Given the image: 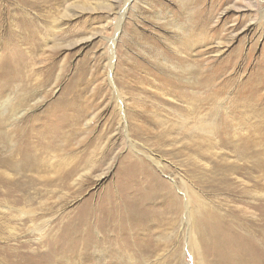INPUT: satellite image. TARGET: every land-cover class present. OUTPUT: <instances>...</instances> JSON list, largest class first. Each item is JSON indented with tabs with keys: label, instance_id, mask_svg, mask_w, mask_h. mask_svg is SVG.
<instances>
[{
	"label": "rangeland",
	"instance_id": "374dc122",
	"mask_svg": "<svg viewBox=\"0 0 264 264\" xmlns=\"http://www.w3.org/2000/svg\"><path fill=\"white\" fill-rule=\"evenodd\" d=\"M28 1L32 3L0 0V38H36L20 47L25 61L28 65L31 63L26 70L30 78L27 85L29 88L32 82L30 85L34 87L29 91L34 94L30 93V99L19 104L23 113H20L18 123L24 125L31 118L47 116L59 103L73 98V107L84 112L75 113L77 118L73 119L77 125L72 127L75 132L67 130L65 142H60L68 152L61 160L81 154L89 145L87 157L93 160L94 169L88 172L84 185L80 180L71 181L68 189L72 187L75 191L82 187L79 194L55 191L42 194L41 199L37 197L34 205L18 206L28 214L26 219H33L26 223L14 219L11 225L16 230L13 234L1 230L0 249L25 252L23 259L32 255L31 251L41 255L47 252L49 247L45 242L55 237V233L59 234L62 226L72 222L80 213L87 218L95 217L99 201L108 188L115 185L116 189L118 173L129 163L126 162L128 159L146 164L152 171V178L167 184L166 187H171L175 194H244L245 189L249 194H264V189L255 184L263 183L261 171L254 166V158L264 159L261 154L249 156L252 160L248 158V166L254 168L253 171L247 169L234 173L227 184L219 186V193L208 188V181H205V187L201 185L212 173L188 176L183 164L186 156L173 158L171 154L192 145L193 139L186 132L177 134L176 118L170 110H174L181 100L178 101L180 98L167 87H162L168 79L175 78L185 90L186 84L193 85L205 79L208 82L199 90L201 94L211 92V84L222 89L215 99L225 107L218 111L220 127L228 125V130L232 131L231 122H236L235 119L248 110L256 111L247 120L249 126H256L260 112L264 110V0ZM21 21L24 26L19 28ZM32 64L34 67L30 68ZM194 90L189 88L186 92ZM250 91L252 96L246 99ZM188 102L182 100L184 105ZM214 103L205 105L204 112L209 111ZM237 107L241 108L238 112ZM228 112H231L229 117ZM6 115L0 120L3 121ZM250 131L243 134L253 139L257 133ZM243 134L239 136L245 138ZM227 136H232L231 132ZM213 152L228 162L236 161L229 148L220 147ZM209 162L204 158L200 165L209 170L212 168ZM151 189L152 194L155 193L154 201L144 204L140 210L141 221L137 224L139 228L135 236H122L126 244L120 253L113 247L114 243H119H112L104 254L105 261L102 259L99 264L182 262L180 255L187 249L186 239H195L196 230L182 221L180 207L177 215H165L163 220H155L169 203L162 202L165 199L163 188L156 185ZM11 202L8 201L9 205ZM84 206L89 209L83 210ZM237 206L243 205L237 203ZM31 208L38 216L39 209L43 212L47 209L50 215L44 218L50 224L42 235L35 225L44 227V224L40 225L41 220L36 215L29 216ZM80 208H83L82 212ZM247 211L255 213L258 219V211L251 207ZM152 214L155 215L152 217ZM13 235L15 241L11 239ZM183 257L187 264H193L189 254ZM2 258L0 254V260ZM3 261L0 264H13L14 260L11 259L10 263ZM95 261L93 259L91 263L95 264Z\"/></svg>",
	"mask_w": 264,
	"mask_h": 264
},
{
	"label": "bare ground",
	"instance_id": "6f19581e",
	"mask_svg": "<svg viewBox=\"0 0 264 264\" xmlns=\"http://www.w3.org/2000/svg\"><path fill=\"white\" fill-rule=\"evenodd\" d=\"M19 2L26 5L32 3L28 0H19ZM67 10H69V6ZM25 23L27 24V22ZM21 26H24L22 21L19 23V28ZM32 40H36V38H0V48H2L0 53V119L6 115V112L9 113V116L6 115L7 117L3 121L0 120V199L2 202L0 204V231L5 229L8 232L12 231L13 234L16 230V227L11 225L14 223V219L17 222L26 223L32 221L33 217L31 216L36 215V218L39 217L41 220L40 225L44 224V227L39 224L35 225V227H39L37 232L42 235L46 228L48 230L46 226L50 224L44 220L49 215L47 209L45 212L39 209L41 212L38 216L31 208L32 211L29 213L31 218L26 219L28 214L18 206L32 205L37 197L41 199L42 194L55 191L63 194L67 190L72 191V194H79L82 187L74 191L72 187L68 189V186L73 180V182L80 180L84 185L88 172L94 169V166L93 160L87 157L89 145L81 154H73L71 159L68 157V160H61L66 157L68 152L60 142L66 137L67 130H71L70 133L75 132L76 129H72L77 125V121L74 120L77 118L75 113L84 112V110L73 107V98L70 101H64L65 103H59L52 108L47 116L31 118L24 125L18 123L19 115L23 113V108L21 111L19 104L30 99V93L34 94L29 91V88L34 87L30 85L32 82H30L29 88L27 85L30 78L26 70L31 63L28 65V61H25V56L20 49L21 45ZM33 67L34 64L30 68ZM174 79H168L162 87H167L180 98L178 101L181 100L174 108L177 112L170 110L176 118L174 126L177 129V134L189 133L193 141L192 145L185 149L173 151L171 157L186 156V163L184 161L183 164L187 167L188 176L191 174L208 176L212 173V176L202 181L201 185L205 187V181H208V188L214 193H219V186L227 184L234 173L247 169L254 170L248 166L250 163L248 158L253 159L249 156L264 155V110L260 112L261 116H259L260 119L256 126H249L247 122L248 117L252 113H256L254 110L253 112L244 110L246 113L243 112L242 117L238 119L231 115L236 122H231L232 131H230L228 125L224 127L218 125V111L225 107L220 101L216 102L218 99H215L222 93V89L211 84V92L203 95L199 90H202V87L208 82L207 80L204 79L202 82L199 80L193 85L186 84L184 90L182 83L180 84ZM189 88L195 90L190 93L186 92ZM13 90H21L23 93L21 95L17 94L19 91L12 93ZM8 92L10 96L6 97ZM11 96L13 97L11 98ZM250 96H252L251 91L246 99H249ZM183 99L189 102L184 105ZM213 101L215 103L210 105V110L204 112L207 108L204 106H208ZM237 109L239 110L236 112L241 108L237 107ZM230 113L228 112V117ZM73 117L75 118L73 119ZM9 120L13 122L7 123ZM245 130L257 133V135L255 134L253 139L247 137L243 134L246 132ZM230 132L231 138L227 136ZM240 134L245 135V138L239 136ZM157 140L158 138H156ZM184 140H186L185 136ZM220 147L229 148L236 161L228 162L223 156L213 152ZM102 156L101 158H103ZM204 158L210 160L211 169L205 170L201 167L200 160ZM254 159V166L261 171V181L263 182L255 184L264 189V159ZM150 161L154 160L150 159ZM126 162L129 163H126V167H123L118 173L116 189L114 185L113 188L106 190L95 209V217L87 218L80 213L72 222L63 224L64 227L62 226L59 234L55 233V237L49 239L47 243L45 242L49 249L42 255L39 252L31 251L33 254L30 253L32 255L23 259L25 252L21 253L15 250L18 245L14 249L15 252L10 248H2L0 254L3 255V258L0 262L2 263L4 260L3 262L10 263L9 261L12 259L14 260L13 264H92V260L95 259V264H99L102 259L105 261L104 254L107 253L108 248H111L112 243H119H114L113 247L116 252L120 253L126 244V239L123 238L122 241V236H135L139 228H137V224L141 221L139 212L144 204L148 205L147 203L154 201L155 193L152 194L151 188L159 185L161 189L163 188L162 196L165 198L162 202H168L169 205L164 211L157 214L155 220L161 221L165 215H177L180 207L182 221L189 228L192 227V230H196L195 239H186L187 249L184 254L180 255L182 258L180 264H187L183 257L186 254H189L193 264H264V194H249L250 192L246 189L245 191L243 189L244 194H185L184 192L175 194L176 192L171 191V187H169L170 189L166 187L167 184L152 178V171L146 164L136 163L130 159ZM154 165L157 168L159 166V164ZM220 171L221 173H219ZM101 178L102 176L98 177L99 180ZM180 200H182L181 206ZM8 201H12V204L9 205ZM237 203L244 207H238ZM249 207L259 212L258 219L255 213L247 211ZM88 209L87 206H84L83 210ZM154 215L152 214V217ZM144 218L143 216L142 219ZM39 219L38 221H40ZM11 239L12 241L16 240L14 235ZM35 241H39V239ZM25 247L30 249L27 244ZM172 256H175L174 253ZM117 257L116 255L115 259Z\"/></svg>",
	"mask_w": 264,
	"mask_h": 264
}]
</instances>
